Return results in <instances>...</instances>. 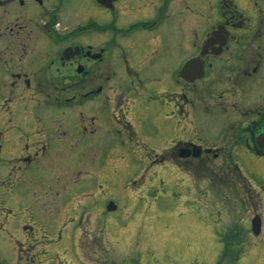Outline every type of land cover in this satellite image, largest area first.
<instances>
[{
	"label": "flooded vegetation",
	"instance_id": "1",
	"mask_svg": "<svg viewBox=\"0 0 264 264\" xmlns=\"http://www.w3.org/2000/svg\"><path fill=\"white\" fill-rule=\"evenodd\" d=\"M100 132L185 176L264 164V0H0V264L81 228Z\"/></svg>",
	"mask_w": 264,
	"mask_h": 264
},
{
	"label": "rangeland",
	"instance_id": "2",
	"mask_svg": "<svg viewBox=\"0 0 264 264\" xmlns=\"http://www.w3.org/2000/svg\"><path fill=\"white\" fill-rule=\"evenodd\" d=\"M106 134L84 159L81 228L71 226L41 264H264V164L241 162L246 181L234 166L216 174L201 163L185 176L160 164L163 144L106 143ZM115 148L127 153L117 157ZM111 202L116 212L106 210Z\"/></svg>",
	"mask_w": 264,
	"mask_h": 264
},
{
	"label": "water",
	"instance_id": "3",
	"mask_svg": "<svg viewBox=\"0 0 264 264\" xmlns=\"http://www.w3.org/2000/svg\"><path fill=\"white\" fill-rule=\"evenodd\" d=\"M116 209V205L111 202L108 205V210L109 211H114ZM261 218L259 216H256L253 221H252V232L255 236H259L261 233Z\"/></svg>",
	"mask_w": 264,
	"mask_h": 264
},
{
	"label": "trees",
	"instance_id": "4",
	"mask_svg": "<svg viewBox=\"0 0 264 264\" xmlns=\"http://www.w3.org/2000/svg\"><path fill=\"white\" fill-rule=\"evenodd\" d=\"M235 167V171H236V166H234ZM237 172V171H236ZM237 176H240V178L242 179V180H244L245 179V177L243 176V174H236ZM244 181H246V179L244 180ZM236 253H238V255L240 254V251L239 252H236Z\"/></svg>",
	"mask_w": 264,
	"mask_h": 264
}]
</instances>
